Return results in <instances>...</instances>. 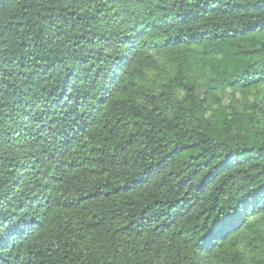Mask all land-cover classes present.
Wrapping results in <instances>:
<instances>
[{"label": "trees", "instance_id": "1", "mask_svg": "<svg viewBox=\"0 0 264 264\" xmlns=\"http://www.w3.org/2000/svg\"><path fill=\"white\" fill-rule=\"evenodd\" d=\"M0 264H264V0H0Z\"/></svg>", "mask_w": 264, "mask_h": 264}]
</instances>
